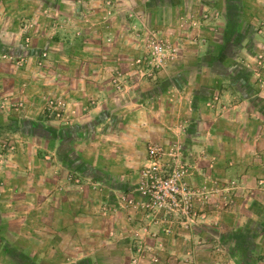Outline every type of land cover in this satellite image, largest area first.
I'll list each match as a JSON object with an SVG mask.
<instances>
[{
	"label": "crops",
	"instance_id": "obj_1",
	"mask_svg": "<svg viewBox=\"0 0 264 264\" xmlns=\"http://www.w3.org/2000/svg\"><path fill=\"white\" fill-rule=\"evenodd\" d=\"M72 7L79 12L76 4L69 9ZM66 9L58 0H0V251L22 253L10 257L8 264H132L131 237L140 216L131 209H121L116 194L131 184L129 152H124V146L112 148L109 144V149L91 147L89 152L88 142L78 143L76 138L105 108L107 102L104 104L100 97L110 83L108 77L130 64L142 46L136 48L137 42L130 44L124 38L121 42L117 32L109 35V28L98 24L97 34L69 38L68 25L50 27L49 11L65 18ZM72 15L77 17L75 12ZM248 37H252L250 32ZM26 38L28 47L24 45ZM245 46L244 40L236 53L229 50L221 56L218 74L223 80L217 81L222 91L220 101L230 97L231 103L218 106L216 113L206 106L202 112L195 110V105L191 110L189 85L182 87L185 93L179 97L183 94L188 100L182 105L190 112L186 134L192 138L190 150L207 146L208 154H217L221 176L244 177L256 185V177L264 170V98L246 78L243 80L242 67L236 65L231 71L225 61L226 57L241 55ZM44 50L47 55L39 67L35 60ZM17 58H23L21 65ZM200 69L211 71L207 63ZM183 71L179 67L173 73L182 76ZM215 83L212 78L202 88L213 90ZM175 86L181 88L182 84ZM53 95L64 103L65 113L67 109L73 113L71 124L57 121L60 126H56L47 109ZM90 98L98 103L90 105ZM261 100L263 104H256ZM174 105L178 110V103ZM123 106L130 105L125 102ZM195 123L202 128L198 130ZM98 133L96 129L95 136H103ZM121 135L115 136L123 139ZM97 148L107 156L105 161L99 162ZM83 153L93 163L84 166L76 162ZM67 175L73 178L66 179ZM262 197L264 194L257 192L250 200V219L257 218L255 209ZM129 213L137 219L129 220ZM237 214L230 213V217ZM236 217L237 223H242V214ZM227 219L222 224L226 234L232 229ZM258 236L252 238L253 245L264 254V233ZM140 264L163 263L143 260Z\"/></svg>",
	"mask_w": 264,
	"mask_h": 264
},
{
	"label": "rangeland",
	"instance_id": "obj_2",
	"mask_svg": "<svg viewBox=\"0 0 264 264\" xmlns=\"http://www.w3.org/2000/svg\"><path fill=\"white\" fill-rule=\"evenodd\" d=\"M231 1L232 10L237 7L242 12L236 28L243 30V35L250 32L252 37H248L241 55L226 57L225 61L228 67L231 66V71L236 65L242 67L245 70V77L241 76L243 80L246 78L247 84L250 83L257 95L264 98V0H238L237 3ZM58 2L67 8L65 18H60V13L49 11L50 27L68 25L71 30L70 34L66 31L69 38H87L97 34L95 26L98 24L108 27L109 35L117 32L120 40L124 38L130 44L134 42V45L137 42L136 48L142 46L139 54H146V46L152 41V36L161 39L167 48L164 65L155 71L154 76L141 75L132 65L136 54L130 64H125L117 73H112L108 77L110 83L107 90L100 97L104 104L107 102L105 108L95 114L94 122L86 124L79 132L81 136L78 134L76 138L78 143L88 142L86 149L89 152L91 147L103 146L109 149L108 144L112 148L124 146V152H129L127 159L131 166V184L116 194L121 209H131L140 216L139 226L132 231V264H140L143 260L163 264H264V254L256 250L252 239L258 233H264V197L255 209L257 218L250 219L247 215L253 196L257 192L264 194V170L256 177V185L248 183L244 177H223L217 171V154H208L207 146L206 149L199 146V149L191 151L189 145H192V138H186L190 128L187 113L190 115V112L182 105L188 101L183 95V86L192 87L191 110L195 105V110L202 112L206 106L208 111L213 109L216 113L218 106L224 108V103L229 104L233 100L226 97L224 101H220L222 91L221 86H217L218 79L223 78L218 74L221 70L223 39L235 26L233 21L228 25V19L225 20V0ZM71 4H76L79 12L73 7L70 10ZM74 12L77 13L76 18L72 17ZM92 16L96 18L92 19ZM116 25L114 31L112 27ZM105 29L103 33H106ZM107 44L112 46L113 43ZM24 45L29 46L26 43ZM202 57L205 59L202 60ZM215 58L217 64L211 67L209 73L200 69ZM41 60V56L35 60L39 67ZM179 67L184 68L182 76H175L176 73L173 72ZM212 78L216 85L213 90L206 91L202 86ZM176 84H182L181 88L175 86ZM227 85L234 90L231 81ZM181 93L182 97H179ZM177 98L181 100L178 102ZM51 100L61 101L54 95ZM89 100L90 105L98 103H92L91 98ZM262 100L256 104L260 106L263 104ZM125 102L130 106L124 107ZM176 102L179 111L174 105ZM63 111L65 116L62 119L52 115L54 121L71 124L74 117L70 114L73 113L68 109L66 113L64 109ZM58 122L56 126L59 125ZM195 125L198 130L202 128L198 123ZM96 129L103 136L96 137ZM120 131L125 132V135L122 136ZM116 134L123 139L116 137ZM66 140H69L68 136ZM152 144L162 146V152L151 156L148 147ZM97 149L99 162L105 161L107 156L104 153H101L104 156L101 155V150ZM72 159L73 157L70 158ZM75 160L81 164L93 163V159L88 160L84 153L80 155V160L78 157ZM152 166H156V169ZM180 168L182 170L178 174L177 182L181 188L191 193L192 206L186 214L187 217L182 214V209L170 211L168 206L154 208L148 194L143 193L140 188L150 184L151 175L154 180L155 176L170 177L173 171ZM80 175L86 179L84 175ZM69 178L73 177L67 175L66 179ZM238 212L242 214V223H237ZM230 213L238 214L232 218ZM132 214H128L129 220H136L137 217ZM227 214L225 219L228 218L226 221L230 222L232 229L226 234L222 231L225 221L222 217ZM19 254L14 250L0 251V264H8L10 257L16 258Z\"/></svg>",
	"mask_w": 264,
	"mask_h": 264
},
{
	"label": "built area",
	"instance_id": "obj_3",
	"mask_svg": "<svg viewBox=\"0 0 264 264\" xmlns=\"http://www.w3.org/2000/svg\"><path fill=\"white\" fill-rule=\"evenodd\" d=\"M26 44L29 43L28 38L25 39ZM165 43L156 36H152V41L148 42L146 46L148 51L146 54H138L134 57L132 65L138 69L141 75L154 76L156 70L163 67L167 58V48ZM47 53L41 52L42 59L45 58ZM23 58H17V64L23 63ZM47 109L51 115L62 119L64 117V103L62 101L54 102L50 99ZM177 149V148H175ZM163 148L159 144H152L148 147V152L151 156L158 155L162 152ZM156 169V166H152ZM182 168L173 171L170 177H157L153 179L151 175L150 184L140 186L143 193L148 194V198L154 208H161L168 206L170 211L182 209V214H187L191 210V193L189 190H184L177 182L178 174ZM150 171V170H148ZM187 217V215H186Z\"/></svg>",
	"mask_w": 264,
	"mask_h": 264
},
{
	"label": "trees",
	"instance_id": "obj_4",
	"mask_svg": "<svg viewBox=\"0 0 264 264\" xmlns=\"http://www.w3.org/2000/svg\"><path fill=\"white\" fill-rule=\"evenodd\" d=\"M234 2H238V0H233ZM231 4L232 1L230 0H225V14H226V20L228 19V25L231 24V22L233 21L234 23V27L232 29L231 32L227 33L224 36L223 39V49H221V53L222 52H228L229 50L231 52H235L238 50V47H242V42L245 40L247 42L248 40V33H245V35L241 34L243 30L237 29L236 25L239 23V19L241 17V10H239L237 7L234 8L235 10H232L231 8ZM233 14V15H232ZM227 25V26H228ZM244 26V25H242ZM241 34V36H239ZM243 35V36H242ZM234 55V54H232ZM205 58L202 57V60H204ZM215 59H213L211 62H206L207 65L209 67H213L217 64V61H215Z\"/></svg>",
	"mask_w": 264,
	"mask_h": 264
}]
</instances>
